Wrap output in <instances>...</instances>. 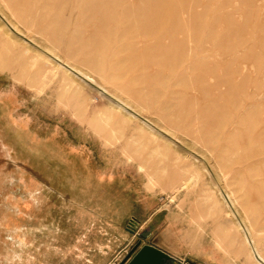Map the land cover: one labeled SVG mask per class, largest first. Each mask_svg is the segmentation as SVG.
<instances>
[{
  "label": "rangeland",
  "instance_id": "obj_1",
  "mask_svg": "<svg viewBox=\"0 0 264 264\" xmlns=\"http://www.w3.org/2000/svg\"><path fill=\"white\" fill-rule=\"evenodd\" d=\"M165 1L175 5L183 16L181 38L194 43L190 46L211 51L207 56L213 58L203 60L212 62L215 71L208 75L211 87L206 89L210 84L202 85V71L196 66L193 72L189 69L196 64V58L174 72L146 44L137 43L140 47L126 49L124 54L130 53L131 57H135L131 51L138 49L145 56L144 61L153 60H148L145 71L138 66L140 70L135 72L155 75L163 71L164 78L170 77L160 102L138 108L140 116L158 124L161 132L166 133V125L171 126L173 111L165 115L159 111L165 110V101H174L177 93L184 95L190 84L197 88L196 97L188 98L194 101V110L190 108L189 115L187 111L178 113L180 118L176 115L177 123L191 124L184 126L187 129L182 126L175 130V135H167L173 139L170 145L161 146V139H150L140 127V118L121 121L120 111L106 93L122 100H127L126 94L92 70L94 64L103 67V61L82 64L97 82L76 77L82 94L68 98L59 95L63 92V73L44 92H39L38 83L33 87L26 78L16 79L18 69L15 73L8 68L0 70V264H91L83 250H88L94 237L112 241V224L119 223L121 228L116 232L121 237L129 236V251L139 241L143 245L169 212L183 218L178 227L193 240L192 246L202 244L206 250L217 249L228 256L242 257L245 264H257L222 189L233 192L238 199V209L264 253V165L257 163L259 157L249 158L255 147L248 143L252 135L258 140L264 135V0ZM78 6L79 2L75 7ZM75 10L72 23L78 14ZM21 25L28 36L45 44L42 35ZM68 37L62 38L67 44H60L62 56L68 54ZM143 53H149V57L146 59ZM76 56L75 61L83 60ZM171 58L170 55L168 60ZM46 66L44 70H49L52 64ZM226 69L232 74L233 89L229 92L235 91L236 96L238 89L245 88L246 92L238 103L240 112L233 109L230 116L226 114L225 118H229L223 135L211 137L205 131L218 132L217 122L211 121L219 118L210 107L207 110L205 101L210 98L223 104L230 97H226L229 92L225 89H231V85L222 77L227 76ZM218 77L225 84L221 79L218 82ZM125 82L124 86H128ZM185 85L188 86L184 88ZM250 95L257 101L254 105H247ZM110 107L115 118L105 124L102 115ZM258 119L263 120V125L252 129ZM167 121L169 124L165 125ZM79 212H85L81 215V219L86 215L83 221L76 218ZM151 215H155L153 220L142 229L144 220ZM67 247L70 249L65 254L62 250ZM98 256L100 260L110 257L103 253ZM233 262L241 264L242 260L234 258ZM167 264L178 263L172 259Z\"/></svg>",
  "mask_w": 264,
  "mask_h": 264
},
{
  "label": "bare ground",
  "instance_id": "obj_2",
  "mask_svg": "<svg viewBox=\"0 0 264 264\" xmlns=\"http://www.w3.org/2000/svg\"><path fill=\"white\" fill-rule=\"evenodd\" d=\"M76 2L77 4H75ZM78 2L79 6L75 7L78 5ZM75 9L78 10V14H76V16H78H75L76 20L72 23L71 15ZM77 10H75L76 13ZM181 17L183 16L180 14V11L176 9V6L169 5L165 0H1L0 70L8 68V71L15 73L16 69H18L19 71L17 72H19V74L16 76V79L21 81L23 78L24 80L26 78L32 81L33 87H36V83H38L40 86L39 92H44L55 81L57 75L63 73V79L61 80V88L63 92L59 95H64L68 98L82 94V85L76 81V77L83 81H87L88 79L91 81L93 80L94 83L97 82L96 79L95 81L92 78L90 72L83 69L82 64L85 62H90L91 64L103 61V67L94 64L92 70H94L95 73H97L105 82L126 94L127 100H122L113 93H108L109 91L107 92L106 88L97 83L99 88L107 92L106 94L112 98L113 103H115V106H117L121 113V121L125 122L127 119L129 121L132 118H140L142 123L140 124V127L150 139L158 141L161 139V146L165 144L170 145V143L173 142V139L167 135L174 134L176 132L175 130H180L182 126L183 129H187L184 128V126L191 124L190 120H188L190 121V124H187L188 121L186 123L187 125H185V123L184 125L179 124L177 123L178 119L176 120V118L180 112L183 114V112L187 111L186 113L188 114L190 108L194 110L192 108L194 101H189V99H191V96L189 97V95L196 97L197 88L191 84L189 86L185 85L183 87L185 88L188 86L187 89H189L183 93L184 95H178L177 93V96L174 95L175 98L170 95V97L172 96L176 101H173V99L165 101V110L162 108V110L159 109V111H162V114L165 112V114H168V111L173 110L171 112L173 116L170 115L171 119H169V121L171 126L168 125L170 127H167L166 125L169 124L168 121L165 123L166 128H169L171 131L166 129L167 134L163 133L161 132L160 127L157 126L158 124L140 116L138 108H142L143 106L150 107L151 105L153 106L160 102L167 92L166 87L168 86L170 77L167 78L169 80H167L166 77L164 78L161 75L163 71L161 74L155 75L144 72L145 69L149 67V61L153 62V60L148 58L149 61H144L143 59L145 56L143 55V58V56L140 55L141 53L138 52V49L131 51L135 54V57H131L130 53H124L126 49L134 47L137 43L143 45L146 44L152 53L156 52L159 57H163L164 61H166L160 63L164 62V66L167 64L174 72H177V70L182 67V64H189L190 60L192 61L196 58V64L194 63V66L191 65L193 67H190L189 69H192L191 72H193V68L197 67V70L200 72L202 71V74L200 72L196 73H200L199 78L200 76L201 78L198 79L201 80L202 85L207 86L209 83L208 75L209 77L212 76L215 71L213 69V63H208V61L204 62L203 59L213 58V56H207V54L211 53L208 49L202 50L198 46L193 47V42L186 43V40L181 38L180 35L182 33L184 34L183 24L180 23ZM20 23L27 27L31 32L39 33L40 36L42 35L41 37L44 39L43 41H45V44H40L37 41L38 38L34 39L31 38V36H28L24 28H20ZM67 35H69L68 44L70 47L68 48V54L66 53V56H62L60 54V44L62 38ZM167 40L168 43L166 42ZM151 41L153 42L151 43ZM62 42H66L67 44V40ZM62 44V46H64V43ZM190 44H193V46H190ZM137 46L140 47V45ZM192 50L194 51L192 52ZM143 54H146V59L149 57L147 56L149 53ZM76 55L81 56L83 60H78V62L75 61L78 57ZM170 55L173 56V59L171 58L172 60H168ZM48 63L52 64V66L49 67V70H44V67H47L46 65ZM223 63L224 62L222 61V64ZM156 64L158 65L159 63L156 62ZM226 64L224 63L223 66H226ZM138 66H141L140 69H144V71L140 73L135 72L136 70H140ZM42 70H44V72H42ZM227 71L225 72L228 74H224L227 76L222 77L224 81L231 85V89H225L228 90V93L229 90H232L233 88L232 74L229 70ZM128 75L131 77H127ZM186 75L187 74L184 73V76ZM216 75L217 74H214L213 76ZM190 77L192 76H189V78ZM221 78L218 77V82ZM216 79L217 78H215V81H217ZM223 79L220 81L222 84H225ZM126 80L128 86H124ZM181 82L184 83L185 80L182 79ZM214 83L215 82H212V84ZM205 86H203L204 89ZM124 87L128 88L125 89ZM210 87L211 84L208 85L206 89H210ZM244 89L245 88L238 89L237 96L235 91L232 94L231 92L233 91L229 92L226 97H230H227L228 99L223 97L226 99L223 104L222 102H218V100L214 101V99H206L205 105L207 110L210 107L209 110L212 109L219 118L218 121H211L217 122L219 130L218 132H212V130L205 131V135L218 138L223 135L227 125V119L233 113V109L240 112V107L238 105L240 104V101L242 102V96L245 95L246 91ZM174 91L175 90L173 89V92ZM221 91L220 95H223L224 90L223 92ZM178 92H180L179 89ZM251 97L252 96L250 95L248 98L250 102H248L247 105H254L255 102H257L252 100ZM59 99L62 100L63 97ZM110 108L111 109L107 110L102 115L103 117L101 121L105 124H109L115 118L114 111L112 107ZM183 109L184 111H182ZM226 114H229V116L227 115V118H225ZM183 116L184 119L187 117L185 115ZM181 118L183 117L181 116ZM163 119L164 118L162 117V122ZM181 121L184 120L181 119L180 122ZM261 124L263 125V120L258 119L256 124L252 125L251 128L255 129V127H260ZM153 136L157 138L155 139ZM248 143L249 146L252 145L255 147L252 148L253 151L250 153L249 158L259 157L261 162L258 159L257 163L259 166L264 165V159H262L264 155V135H262L259 140L252 135ZM178 158H181L180 154L178 155ZM260 172H262V170L259 171V173ZM224 190L225 189H222V196L227 205L231 208V213L236 218L237 224L246 240L245 242H247L249 246L250 254L257 264H264V253L261 251L258 241L253 237L252 229L251 226L247 224V219L243 217L240 209H238L239 207L236 203L238 199H236L233 192H226V190Z\"/></svg>",
  "mask_w": 264,
  "mask_h": 264
},
{
  "label": "crops",
  "instance_id": "obj_3",
  "mask_svg": "<svg viewBox=\"0 0 264 264\" xmlns=\"http://www.w3.org/2000/svg\"><path fill=\"white\" fill-rule=\"evenodd\" d=\"M84 213L79 212L76 218L80 221H83L86 218V215L83 216L82 219L81 215ZM154 216L155 215H151L150 217L146 218V220H144L142 229L150 224ZM89 218H92L91 215H89ZM181 219L183 218L176 217L175 213L172 212L165 214L162 223L159 224V228L158 230H156L157 232H150L147 236V240L144 241L143 245L153 244L157 246L158 248L171 254L173 256V259H176V262L178 264H186V262L188 261H193L196 264H200L201 262L202 264H208V262L210 264H235L233 262L234 258L241 259V264H245L242 257L228 256L225 253H220L217 249H215V252L212 249L206 250L204 248L205 246H201L202 244L196 247L192 246L193 240L189 239L186 231L179 229L178 227L179 223L182 222ZM112 225L113 227L111 229V235L116 239L115 241H113L114 239L112 237V241L110 242H103L94 237L89 242L90 244L88 245V250H83V252L87 254L85 255V257H88V260L91 264H113L117 261H120L128 252V249L131 246L129 236L123 234L124 236L121 237L116 232L119 228H121V226H119V223H116V225ZM93 233L92 234L95 236L96 232L93 231ZM160 235L162 236V239L159 238ZM125 242L126 244L124 245ZM69 249L70 248L67 247L62 251L67 254ZM89 253L90 256L88 255ZM100 253L106 254L108 256L110 255V257L100 260L101 258H97L99 257L98 254ZM208 254H211L210 257H208Z\"/></svg>",
  "mask_w": 264,
  "mask_h": 264
},
{
  "label": "water",
  "instance_id": "obj_4",
  "mask_svg": "<svg viewBox=\"0 0 264 264\" xmlns=\"http://www.w3.org/2000/svg\"><path fill=\"white\" fill-rule=\"evenodd\" d=\"M172 259L173 256L168 252L153 244L142 245L139 241L126 253L119 263L114 264H167V261ZM186 264L196 263L188 261Z\"/></svg>",
  "mask_w": 264,
  "mask_h": 264
}]
</instances>
